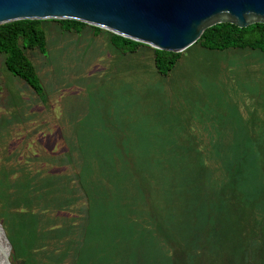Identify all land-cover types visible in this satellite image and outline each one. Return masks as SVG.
Listing matches in <instances>:
<instances>
[{
  "label": "rangeland",
  "instance_id": "rangeland-1",
  "mask_svg": "<svg viewBox=\"0 0 264 264\" xmlns=\"http://www.w3.org/2000/svg\"><path fill=\"white\" fill-rule=\"evenodd\" d=\"M40 26L43 99L0 52L12 264H264V51L193 43L161 75L151 46Z\"/></svg>",
  "mask_w": 264,
  "mask_h": 264
},
{
  "label": "water",
  "instance_id": "water-1",
  "mask_svg": "<svg viewBox=\"0 0 264 264\" xmlns=\"http://www.w3.org/2000/svg\"><path fill=\"white\" fill-rule=\"evenodd\" d=\"M22 19H73L141 42L181 52L218 23H264V0H0V24ZM0 221V264H12Z\"/></svg>",
  "mask_w": 264,
  "mask_h": 264
},
{
  "label": "trees",
  "instance_id": "trees-1",
  "mask_svg": "<svg viewBox=\"0 0 264 264\" xmlns=\"http://www.w3.org/2000/svg\"><path fill=\"white\" fill-rule=\"evenodd\" d=\"M59 22L64 30L78 31L87 24L73 19H52ZM41 20L22 19L0 24V52L5 54L6 68L35 93L44 98L43 87L34 64L27 56L25 49H37L44 53L46 35L40 26ZM95 34L101 28L93 26ZM111 44L122 52H133L141 42L109 32ZM195 43L209 49L245 48L264 51V23H254L246 27H238L232 23H218L206 28ZM154 64L157 72L167 75L174 67L181 52L163 51L153 48ZM209 173L204 177H209ZM203 177V178H204ZM202 179V178H201ZM199 179V180H201ZM172 199L171 207L173 206ZM173 231L172 228H170Z\"/></svg>",
  "mask_w": 264,
  "mask_h": 264
}]
</instances>
